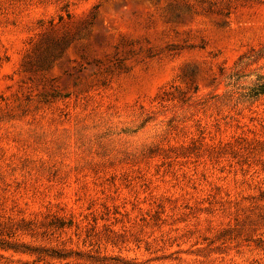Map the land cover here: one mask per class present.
Masks as SVG:
<instances>
[{
  "label": "rangeland",
  "instance_id": "obj_1",
  "mask_svg": "<svg viewBox=\"0 0 264 264\" xmlns=\"http://www.w3.org/2000/svg\"><path fill=\"white\" fill-rule=\"evenodd\" d=\"M262 83L264 0H0V264H264Z\"/></svg>",
  "mask_w": 264,
  "mask_h": 264
},
{
  "label": "trees",
  "instance_id": "obj_2",
  "mask_svg": "<svg viewBox=\"0 0 264 264\" xmlns=\"http://www.w3.org/2000/svg\"><path fill=\"white\" fill-rule=\"evenodd\" d=\"M255 92H256V94H257V93H262V92H264V83H262L261 85L259 84V85L255 88ZM258 199H259L260 201H263V202H264V190H261V191H260V195H259ZM56 253H57V255H62V254H58V252H56ZM102 260H104V258H103Z\"/></svg>",
  "mask_w": 264,
  "mask_h": 264
}]
</instances>
